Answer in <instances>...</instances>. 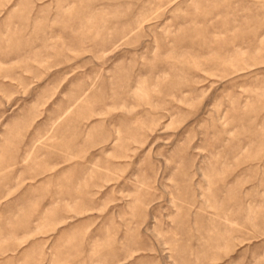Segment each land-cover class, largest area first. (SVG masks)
Instances as JSON below:
<instances>
[{
  "label": "rangeland",
  "instance_id": "374dc122",
  "mask_svg": "<svg viewBox=\"0 0 264 264\" xmlns=\"http://www.w3.org/2000/svg\"><path fill=\"white\" fill-rule=\"evenodd\" d=\"M0 264H264V0H0Z\"/></svg>",
  "mask_w": 264,
  "mask_h": 264
}]
</instances>
